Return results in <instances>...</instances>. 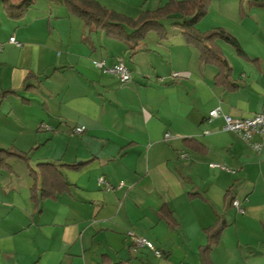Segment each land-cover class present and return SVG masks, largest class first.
I'll return each mask as SVG.
<instances>
[{
    "label": "crops",
    "instance_id": "1",
    "mask_svg": "<svg viewBox=\"0 0 264 264\" xmlns=\"http://www.w3.org/2000/svg\"><path fill=\"white\" fill-rule=\"evenodd\" d=\"M95 1L133 19L171 0ZM180 22L164 20L166 38L150 33L130 56L125 44L89 33L61 0H35L19 21L0 0V95L15 93L0 101V150L29 161L0 171V264H203L204 230L215 225L224 228L209 264H264V149L223 132L221 117L208 119L217 107L232 118L264 111V9L212 0L196 25L224 30L244 51L246 59L218 43L233 90L215 85L217 70L200 65ZM101 60L122 61L130 81L102 74ZM76 127L85 130L77 135ZM39 164L57 167L62 190L45 199L36 191L32 200ZM100 177L113 189L101 188ZM128 232L162 257L135 248Z\"/></svg>",
    "mask_w": 264,
    "mask_h": 264
},
{
    "label": "trees",
    "instance_id": "2",
    "mask_svg": "<svg viewBox=\"0 0 264 264\" xmlns=\"http://www.w3.org/2000/svg\"><path fill=\"white\" fill-rule=\"evenodd\" d=\"M61 1L67 14L79 19L89 33L100 31L105 37L125 44L130 56H134L142 48L143 41L150 33L156 34L159 39H165L167 32L162 22L179 17L181 22L176 26L181 30V36L185 44L197 51L200 65L211 66L217 70L215 85L226 90L234 89V86L229 82L231 68L218 43L222 42L230 45L235 54L242 59H246L244 51L238 42L222 29H213L204 33L196 29L197 23L206 16L212 0H184L181 2L171 0L163 7L155 11L142 12L133 19L107 10L95 0ZM248 3L251 6L264 9V0H255V4L250 1ZM34 4L35 0H2L3 10L7 18L12 21L23 19ZM25 89H29V87H25ZM14 94L11 92L2 93L0 101L8 95ZM11 160L21 161L27 166L29 163L26 153L19 152L14 148L0 150V171L10 172L11 167L8 162ZM70 167L74 168L75 166ZM36 168L38 172L31 175L34 181L32 200H35L36 191L41 192V199L50 198L56 193H60L62 188L60 190L58 187H54V184L61 179L59 173H56L57 167L52 164H39ZM39 178L41 179L40 189L38 185ZM63 186L65 187V183ZM162 211L166 214L163 219L168 227L174 229L177 224L172 215L167 210ZM223 228L222 225H215L204 230L207 244L200 249V258L203 264H209L210 250L217 245Z\"/></svg>",
    "mask_w": 264,
    "mask_h": 264
},
{
    "label": "built area",
    "instance_id": "3",
    "mask_svg": "<svg viewBox=\"0 0 264 264\" xmlns=\"http://www.w3.org/2000/svg\"><path fill=\"white\" fill-rule=\"evenodd\" d=\"M8 42L17 47L19 46V44L15 41L14 38H10ZM95 66L97 70H99L102 74L116 77L121 84L128 83L131 79V72L127 69V67L122 61L116 62L115 65L108 66L105 60H101L97 62ZM177 76V74L172 75V77L174 78ZM219 117H221L223 120V132L235 134L255 153H260L262 149H264V111L248 118H232L228 115H222L220 107H217L214 110L210 111L208 114L209 120H213ZM84 130L85 129L83 127H76L73 129V133L79 135L82 134ZM204 134H207V132H205ZM168 137L169 134L166 133L165 138ZM181 158H185V155H181ZM210 167L226 170L225 167L216 164L210 165ZM97 184L107 191L113 189L103 177H100L97 180ZM231 206L235 209L238 214H244L245 210L239 200L233 199L231 202ZM127 236L129 237V239L131 240V244L135 248H146L152 251L155 257H162L161 253L155 250L153 245L148 240L138 237L132 232H128Z\"/></svg>",
    "mask_w": 264,
    "mask_h": 264
},
{
    "label": "rangeland",
    "instance_id": "4",
    "mask_svg": "<svg viewBox=\"0 0 264 264\" xmlns=\"http://www.w3.org/2000/svg\"><path fill=\"white\" fill-rule=\"evenodd\" d=\"M248 1H250L251 3H253V4H255L254 2H255V0H248ZM247 1V2H248ZM258 1H260V0H258ZM258 8V7H257ZM171 21V20H170ZM171 22H173V21H171Z\"/></svg>",
    "mask_w": 264,
    "mask_h": 264
}]
</instances>
